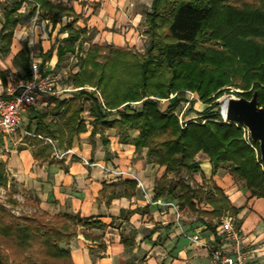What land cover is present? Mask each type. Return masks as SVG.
<instances>
[{
  "label": "trees",
  "instance_id": "trees-1",
  "mask_svg": "<svg viewBox=\"0 0 264 264\" xmlns=\"http://www.w3.org/2000/svg\"><path fill=\"white\" fill-rule=\"evenodd\" d=\"M22 1L4 13L0 41L7 47L2 53L9 51ZM30 1L54 13L55 21L63 16L73 18L65 26L69 31L65 42L71 49L85 36V28L74 29L78 16L72 8L53 0ZM145 24L148 46L144 53L90 44L79 59V71L71 77L73 85L81 89L69 99L52 98L57 120L47 121V115L41 114L35 132L57 140L59 148L69 149L73 137L86 132L82 113L84 102H88L93 117L91 139L100 134L108 145L104 133L115 129L121 143L133 144L136 150L146 148L147 160L165 167L161 180H166L168 173H187V180L179 178L154 189L157 197L166 194L176 199L181 213L201 212L221 220L227 212L236 214L239 210L212 177L203 185L194 180L193 173L203 172L196 160L200 152L208 155L212 176L226 165L244 181L250 198L264 199L259 143L252 141L242 125L224 121L215 102L223 88L234 87L251 89L249 93H235L247 99L257 92L259 106H264V0H151ZM66 52L58 48L59 62ZM86 87L95 88L99 95ZM188 91L197 93L208 107L197 113V118L180 124L175 111L188 100ZM214 94L215 99L211 98ZM163 99L170 101L165 109L160 105ZM190 104L187 114L196 112L194 103ZM131 130L139 132L137 138L130 137ZM4 184L6 174L0 164V185ZM124 184L135 185L131 181ZM200 204L212 209L203 211ZM38 217L17 216L0 204V264H74L67 246L78 236L79 227H103L97 220H82L77 215L53 216L45 222ZM207 227L212 228L210 222ZM83 234L100 241L86 231ZM105 248L100 241L99 249Z\"/></svg>",
  "mask_w": 264,
  "mask_h": 264
},
{
  "label": "crops",
  "instance_id": "crops-1",
  "mask_svg": "<svg viewBox=\"0 0 264 264\" xmlns=\"http://www.w3.org/2000/svg\"><path fill=\"white\" fill-rule=\"evenodd\" d=\"M19 1L0 0V34L6 9ZM52 2L72 8L78 16L74 29H86L85 36L73 45V49L65 42L69 36L65 26L73 18L63 16L55 21L54 13L41 10L30 0H23L15 15L17 24L12 30L7 53H2L7 44L0 41V94L10 83L6 70L20 67L29 77L33 61L53 79L59 90L58 95L44 97L23 117V127L32 135L21 132L0 142V164L9 178L8 191L14 201L21 200L28 205L34 202V211L52 217L77 215L82 220L94 219L103 225L102 228L86 230L79 227L78 236L67 246L74 264H135L140 261H143L141 264H211L208 251L181 236V232L199 234L203 242L223 244L220 225L225 216L234 218L243 238L244 250L252 263L264 264V199L250 198L245 184L241 188L234 186L235 175L225 172L221 168L223 165L212 176L209 157L205 153L196 156L203 172L194 173V180L203 185L212 177V182L223 190L231 205L239 209L236 214L227 212L221 220H214L212 228L207 227L209 222L205 220L208 217L198 213L179 211L177 222V208L165 205L173 202L179 209L177 200L166 194L155 196L154 189L164 168L147 160L145 148L136 150L133 144L121 143L115 129L104 133L108 145L104 144L100 134L90 138L93 117L87 108L88 102H84L82 113L86 132L75 135L69 149L59 148L57 140L35 132L41 114L47 115V121L57 120L53 114L54 103L50 102L52 98L69 99L81 89L73 85L71 77L79 71V59L89 45L133 48L139 42L137 28L145 14L137 11L138 0ZM144 31L145 23L142 26ZM143 33L141 36L145 37ZM58 48L67 49L60 62ZM34 49L36 55L29 58L28 54ZM68 55L75 59V64L66 70L63 62ZM59 69L68 74L63 84L57 83L55 71ZM86 88L96 91L92 87ZM129 134L135 139L139 132L131 130ZM56 153L64 155L59 159ZM124 181L135 185H126ZM104 185L107 188L103 190ZM211 209L201 208L203 211ZM83 231L100 238L105 250L99 249L100 241L85 238Z\"/></svg>",
  "mask_w": 264,
  "mask_h": 264
},
{
  "label": "built area",
  "instance_id": "built-area-1",
  "mask_svg": "<svg viewBox=\"0 0 264 264\" xmlns=\"http://www.w3.org/2000/svg\"><path fill=\"white\" fill-rule=\"evenodd\" d=\"M59 94L53 79L45 75L36 62L31 63L30 76L19 82L15 87H9L0 94V142L12 138L23 132L32 135L23 127V117L33 107L40 104L44 97ZM227 101V100H226ZM226 121L225 116L222 118ZM48 142L52 143L50 139ZM63 153H56L57 158H62ZM165 205L176 207V221L179 222V209L173 202ZM220 230L224 236L223 244L203 242L199 234L190 235L186 231L181 236L193 243L199 244L208 251L211 264H253L243 247V238L232 216H225L221 220Z\"/></svg>",
  "mask_w": 264,
  "mask_h": 264
},
{
  "label": "rangeland",
  "instance_id": "rangeland-1",
  "mask_svg": "<svg viewBox=\"0 0 264 264\" xmlns=\"http://www.w3.org/2000/svg\"><path fill=\"white\" fill-rule=\"evenodd\" d=\"M149 4L151 6V0H138V3H137V11L139 13H141V14H142V12L145 13L142 16L141 23L138 25V28H137V30L139 32V36H138L139 37V42L136 45L134 44V46H133V50L138 52V53H144L146 51L147 46H148V38L146 36L142 37L141 35L143 33L142 32V26L145 23L143 21L145 20V16L147 14V10L149 8ZM146 29L147 28H146V24H145V31H146ZM92 36H90V38H92ZM28 55H29V58L31 56H35L36 55L35 49L33 50V53H30ZM74 64H75V59H72L71 55H68L64 59L63 66H66V70L70 66H73ZM6 71H7V76L9 77V81H10V83H8L7 86H6V84H4L7 87V89L9 87H15L19 82L25 81L28 78V77L25 76L23 69H20V67L14 66L13 68H10V69H8ZM55 75L58 77L57 78V83L63 84V82H66V77L68 76V74L67 73H61V69H59L58 71H55ZM6 81H8V80H6ZM222 90L224 91L223 94L220 95L215 100V102L218 103L217 107L219 108L220 111H221V107L226 102L227 97L229 96V94L249 93L251 91V89L241 90V89H237V88H234V87H225ZM186 95H187L189 101L187 100V101L181 102L180 105L178 106V108L175 111V113L180 118V124H183L187 120L197 118L198 117L197 113L202 112L205 108L208 107V104H206L205 102H202L199 99V96H198L197 93L188 91L186 93ZM214 96H215V94L212 95L211 98L215 99ZM138 103H133V106H137ZM169 103H170L169 99L160 100V105H161L162 109H165L169 105ZM190 103H194L193 109L196 112H191V113L187 114L188 110L192 108V105ZM87 108H88V106H87ZM48 111L50 112V109H48ZM246 134H248V131L246 132ZM146 155H147V153H146ZM161 167L164 168V171L161 174V177H162L163 175H165V167L164 166H161ZM221 168L223 170H225V172L231 173L228 166L223 165ZM166 175H167L166 180H161V178H160V180L158 181L157 185L161 184V183L169 185V184H172L175 181H177L179 178H181L182 180H187V173L185 171H182L180 173V175H177V174H174V173H168ZM233 180H234L233 185L237 186L238 188H241L244 185V181L239 179L237 176H233ZM229 182H231V180ZM189 183H190V185H193L192 182H189ZM8 184H9V178L7 177V174H6V184L0 185V204L1 205H4L8 210H10L12 213H14L17 216H20V215L27 216V217L36 216V218L38 216H40L42 218V220H40V221H44V222L51 219L52 216H50V215H48L46 213L40 212L38 210L34 211V208H35V206H33L34 202L31 205H28L26 202H22L20 200V201H17V202L15 201L16 204H11L9 201H14V199L12 197V193L10 191H8V187H9ZM231 184H232V182H231ZM199 207L200 208H204V209H211L210 206L204 205V204L199 206ZM198 215H202L201 212L198 213ZM207 217L208 218L205 221L210 222L211 225L213 226L215 224L214 220H216V218L214 219L213 217H210V216H207ZM141 263H143V261L136 262L135 264H141Z\"/></svg>",
  "mask_w": 264,
  "mask_h": 264
},
{
  "label": "water",
  "instance_id": "water-1",
  "mask_svg": "<svg viewBox=\"0 0 264 264\" xmlns=\"http://www.w3.org/2000/svg\"><path fill=\"white\" fill-rule=\"evenodd\" d=\"M220 115L226 121L242 125L254 142L259 143L261 159L264 162V106H259L258 93L251 98L229 94L221 107Z\"/></svg>",
  "mask_w": 264,
  "mask_h": 264
}]
</instances>
